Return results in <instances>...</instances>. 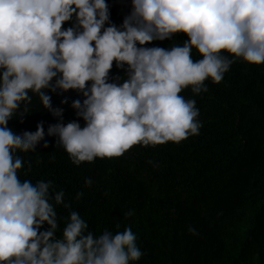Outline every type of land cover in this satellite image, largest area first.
I'll use <instances>...</instances> for the list:
<instances>
[{"label":"clouds","instance_id":"1","mask_svg":"<svg viewBox=\"0 0 264 264\" xmlns=\"http://www.w3.org/2000/svg\"><path fill=\"white\" fill-rule=\"evenodd\" d=\"M73 18L74 26L62 29ZM177 33L188 37L183 46L144 47ZM193 48L202 59H192ZM237 58L264 64V0H132L119 27L105 0H0V264H130L142 256L131 227L97 237L75 211L62 238L55 236L50 200L70 207L64 192L50 194V181L22 182V160L14 156L45 141L43 122L22 134L8 127L22 103L27 112L29 91L61 121L63 109L52 107L46 90L83 94L82 104L71 105L83 128L72 121L47 129L79 165L198 135L196 102L180 93L207 92L204 82L220 83ZM114 61L126 72L120 84L109 82Z\"/></svg>","mask_w":264,"mask_h":264},{"label":"trees","instance_id":"2","mask_svg":"<svg viewBox=\"0 0 264 264\" xmlns=\"http://www.w3.org/2000/svg\"><path fill=\"white\" fill-rule=\"evenodd\" d=\"M105 2L110 22L121 26L132 11V0ZM74 22H65L62 29ZM187 39L177 33L144 47L169 49ZM221 54L232 59L227 52ZM191 56L202 59L195 48ZM126 78L114 61L109 82L120 84ZM204 85L207 92L195 94L188 87L180 93L196 102L202 125L198 135L179 143L137 144L119 157H97L79 165L47 129L72 121L83 128L85 121L71 106L76 100L82 104L83 94L46 90L52 107L63 109L61 121L29 91L27 112L22 103L8 127L22 134L35 132L43 122L48 147L41 141L35 151L17 150L14 156L22 160L17 175L34 185L50 181V194L64 192L70 207L50 200L57 213V238L75 211L97 237L105 230L116 233L131 227L142 256L130 264H264V64L237 58L220 83L209 78ZM89 179L92 183L86 186ZM78 193H83L79 199ZM128 212L132 215L126 216ZM47 229L45 223L41 231Z\"/></svg>","mask_w":264,"mask_h":264}]
</instances>
